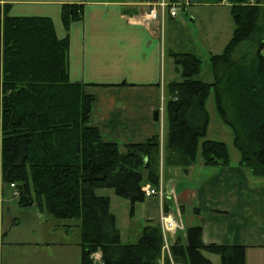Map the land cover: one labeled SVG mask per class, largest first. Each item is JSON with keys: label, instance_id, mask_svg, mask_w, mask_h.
<instances>
[{"label": "trees", "instance_id": "1", "mask_svg": "<svg viewBox=\"0 0 264 264\" xmlns=\"http://www.w3.org/2000/svg\"><path fill=\"white\" fill-rule=\"evenodd\" d=\"M227 1L235 27L223 51L210 56L213 82L195 78L199 56L170 51L183 79L167 86L164 161L188 172L201 149L205 165L230 164L227 143L207 138L206 104L214 92L241 164L264 177V4ZM9 9L0 8V168L3 185L15 184L18 204L74 221L70 225L81 235L79 264H94L98 251L102 264H214L207 254L219 255L222 264H246L245 245L205 243L200 224L187 228L185 242L178 237L171 243L163 263L165 241L155 221L136 241L122 243L110 197L96 190L113 188L133 207L143 202L146 183L160 186V133L120 144L91 124L95 96L87 84L69 78V29L83 18V3L62 5L63 38L50 17L13 16Z\"/></svg>", "mask_w": 264, "mask_h": 264}, {"label": "crops", "instance_id": "2", "mask_svg": "<svg viewBox=\"0 0 264 264\" xmlns=\"http://www.w3.org/2000/svg\"><path fill=\"white\" fill-rule=\"evenodd\" d=\"M225 1L192 0L190 8L184 10L196 33L198 26L188 8L194 11L199 6L217 8L224 4L230 8ZM258 1L264 4V0H251ZM65 3L84 4L83 18L69 29V78L87 84V91L95 96L91 124L99 128L105 140L120 144L162 134L163 201L168 210L180 211L184 222V232L170 233L169 244L178 237L185 242L187 228L200 224L205 243L245 245L246 263L264 264V177L255 176L242 165L240 156H231L230 164L225 166L205 165L202 156H197L188 172L165 164L167 47L169 54L173 50L167 38L174 28L170 25L177 23L176 17L167 15L162 26L159 20H146L149 5L144 0H0V8L10 5L9 14L13 16H48L57 36L63 38L67 34L61 19ZM2 184L0 169V232L3 207L10 200ZM149 216L152 219L151 213ZM70 224L63 226L70 231ZM93 257L94 264H102L101 252Z\"/></svg>", "mask_w": 264, "mask_h": 264}, {"label": "rangeland", "instance_id": "3", "mask_svg": "<svg viewBox=\"0 0 264 264\" xmlns=\"http://www.w3.org/2000/svg\"><path fill=\"white\" fill-rule=\"evenodd\" d=\"M206 1H214L221 4V0ZM224 2L226 1L224 0ZM186 7L179 6L177 8L176 19L174 21L179 23V25L178 27L177 23L170 25L174 28L171 31L168 29L167 39L170 41L168 45H173V51L190 52L199 56L201 58V69L195 78L205 82H213L214 74L210 56L223 51L235 27L230 8L226 4L217 8L199 6L194 11L189 9V7L188 11L195 17V24L198 26L195 29L196 33L192 26V20L186 16L184 10ZM200 36H202V39H200ZM168 48L169 46L167 47L166 57V81L167 83L174 80L181 81L183 79L181 67L176 64L173 56L169 54ZM166 100L167 96L164 104H166ZM206 106L209 113L207 138L226 142L231 156L237 158L240 154L233 144V131L222 121L217 112L214 92L209 96ZM161 135L160 137H162ZM161 140L162 138H160ZM200 152L201 149L198 151V158L201 157ZM168 167L171 169L175 168L176 170V167L179 166ZM159 185L156 188V192H162V196H164L161 188V179ZM2 187L10 200L3 207L0 232V264L80 263L82 256L80 229L77 226H71V231H68L63 226L65 223L73 225L74 221L56 219L47 214V212L42 213L39 210L40 208L35 204L33 206L22 207L18 204V198L15 196L13 187L8 188L3 184L1 185ZM96 191L99 195L110 197V211L116 216V223L121 233L122 243L136 241L141 228L150 219L149 213L152 214V219H156L155 222L159 223L162 229L164 228L166 218H169L171 215L177 216L179 228L173 232L167 230L168 234L163 235L164 241L168 242V244L170 243L171 234H176L182 230L184 232L182 213L180 211L172 212L168 210L160 194L153 195L159 197V200L150 196L145 198L143 202H137L133 207L128 199L117 195L113 188H100ZM43 241L49 242V246L42 244ZM35 243L40 244L36 245ZM169 252L170 250L168 251L164 248L163 256L169 255ZM208 256L212 257L211 259H213L214 264H222L219 255L209 254ZM170 259L173 261L172 257ZM248 262H250L249 259Z\"/></svg>", "mask_w": 264, "mask_h": 264}, {"label": "built area", "instance_id": "4", "mask_svg": "<svg viewBox=\"0 0 264 264\" xmlns=\"http://www.w3.org/2000/svg\"><path fill=\"white\" fill-rule=\"evenodd\" d=\"M148 5L149 9L145 12L144 16L146 20L155 21L159 20V22H164V19L167 15H170L171 17H176L177 8L179 6H189L191 5L192 0H144ZM15 184L12 183L11 187H14ZM143 191L146 197H150L153 195L160 194L161 198L162 192L159 193V191L156 192V188L152 187L150 184H145L143 186ZM15 196H17L18 192L15 191ZM172 213V212H171ZM179 228V223L177 220L176 215H171L169 218L165 219L164 228L162 229L163 235L168 234L167 230L170 232L175 231ZM169 244L165 241L164 247L165 249H168ZM169 251V250H168Z\"/></svg>", "mask_w": 264, "mask_h": 264}, {"label": "water", "instance_id": "5", "mask_svg": "<svg viewBox=\"0 0 264 264\" xmlns=\"http://www.w3.org/2000/svg\"><path fill=\"white\" fill-rule=\"evenodd\" d=\"M148 221H152V219H149Z\"/></svg>", "mask_w": 264, "mask_h": 264}, {"label": "bare ground", "instance_id": "6", "mask_svg": "<svg viewBox=\"0 0 264 264\" xmlns=\"http://www.w3.org/2000/svg\"><path fill=\"white\" fill-rule=\"evenodd\" d=\"M15 190V189H14ZM167 250H169V247H168V249Z\"/></svg>", "mask_w": 264, "mask_h": 264}]
</instances>
